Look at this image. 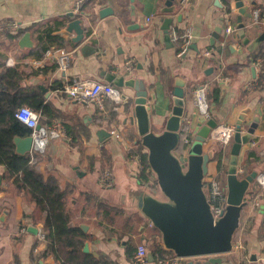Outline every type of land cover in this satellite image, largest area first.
<instances>
[{"label": "crops", "instance_id": "crops-1", "mask_svg": "<svg viewBox=\"0 0 264 264\" xmlns=\"http://www.w3.org/2000/svg\"><path fill=\"white\" fill-rule=\"evenodd\" d=\"M75 1L0 0V22L12 20L19 25L17 31L0 34V72L16 70L21 92L16 108H32L41 97L50 114L36 111L39 123L58 121L63 126L65 135L55 133L42 152L31 150L27 154L43 179H54L64 193L71 221L75 220L86 235L83 251L99 264H134L133 255L140 244L146 248V264H155L162 257L176 259V264L207 257L178 256L140 208L139 199L148 198L151 192L150 167L142 175L136 156L147 153L148 157V149L141 144L135 121L128 120L134 91L116 87L103 73L129 74L142 81L146 103L154 110L150 128L155 134L163 131L160 126L173 106L178 77L183 80L182 117L189 122L181 130L185 136L192 139L198 130L200 114L192 95L203 84L208 85L206 119L234 128L240 121L241 135L251 131L250 140L240 145L235 155L236 172L244 176L255 171L257 176L245 193L230 250L223 256L229 264H264V206L254 205L260 191L258 176L264 172V55H252L264 45V40H258L264 23L252 19L255 10L264 14V0H186L182 5L174 0L171 12L163 10L165 0H85L74 14ZM240 8L245 9L241 22L246 44L237 37ZM166 17L171 18L170 29L190 31L188 48L179 57L175 43L164 39L161 25ZM75 19L83 31L81 41H76L74 30L66 31ZM228 22L234 31L225 35ZM19 31L22 33L17 37ZM24 34L28 35L26 45L20 42ZM83 45L90 48L82 49ZM49 47L72 51L64 71L58 69L54 58L44 56ZM129 61L134 67L131 73L126 67ZM74 80L110 83L117 94L103 99L102 110L78 103L60 91ZM99 130L106 134L99 138ZM181 134L177 151L184 155L188 145L182 143ZM232 144L231 138L221 170L215 159L221 145L212 140L203 144L204 151L214 149L203 178L204 193L210 179L217 180L226 192V171L234 156ZM104 171L110 174V186L99 181ZM13 180L0 166V264H58L43 214ZM157 247L162 257L154 254Z\"/></svg>", "mask_w": 264, "mask_h": 264}, {"label": "water", "instance_id": "water-1", "mask_svg": "<svg viewBox=\"0 0 264 264\" xmlns=\"http://www.w3.org/2000/svg\"><path fill=\"white\" fill-rule=\"evenodd\" d=\"M174 0H165V12L173 11ZM108 11L105 9L104 12ZM245 9L240 8L237 18V37L247 43L241 15ZM78 19L68 23L66 31L74 30L77 34L76 41H81L83 31ZM171 18L162 21L161 29L166 42H170L169 29ZM28 35L24 34L20 40L27 44ZM258 40H264V31ZM90 48L83 45L82 49ZM102 74V73H101ZM106 81L116 87L127 86L133 89L134 97L131 103V115L128 120L135 121L141 143L148 149V163L157 173L158 183L167 196V202H159L149 196L140 198V208L160 229L165 245L173 249L180 257H202L205 259L189 261L188 264H229L224 253L230 250V239L237 227L239 211L244 204V196L249 185L256 179V172L239 176L236 172V157L239 147L248 143L251 131L241 135L240 121H237L232 135L231 153L234 155L226 171V206L219 219L213 220L209 205L203 191V178L207 172V164L213 157L214 149L204 151L203 144L208 140L209 134L217 126L214 119H206L199 115L196 121L198 130L186 148V154H180L177 147L180 143V132L188 126L182 117L183 114V80L175 79L173 90V106L169 114L163 118L160 134H155L150 128V117L154 113L146 103L147 92L142 81L128 75H114L103 73ZM106 131L99 130V138ZM15 152L20 155L29 153L32 149V137L15 136L13 138ZM85 250V249H84ZM150 257L151 254H148Z\"/></svg>", "mask_w": 264, "mask_h": 264}, {"label": "trees", "instance_id": "trees-1", "mask_svg": "<svg viewBox=\"0 0 264 264\" xmlns=\"http://www.w3.org/2000/svg\"><path fill=\"white\" fill-rule=\"evenodd\" d=\"M21 33L19 31L16 36H20ZM256 51L252 53L253 58L263 56L264 45L260 44ZM16 76L14 68H6L0 72V166L6 168L7 176L14 178L16 188L27 192L35 209L43 214L47 238L51 242L50 248L58 264H99L95 258L83 251L86 235L75 220L71 221L72 216L66 210L64 193L59 189L57 182L51 178L43 179L28 154L20 155L15 152L13 138L30 133V129L13 116L19 104L18 95L21 93L16 84ZM32 106L35 111L50 114L41 97L34 101ZM181 133L184 137V131ZM228 145H221L217 152L215 159L218 170L222 168V157ZM140 159L143 165L141 172L145 176L146 168L150 167L147 153L142 154ZM154 254L162 257L158 247Z\"/></svg>", "mask_w": 264, "mask_h": 264}, {"label": "built area", "instance_id": "built-area-1", "mask_svg": "<svg viewBox=\"0 0 264 264\" xmlns=\"http://www.w3.org/2000/svg\"><path fill=\"white\" fill-rule=\"evenodd\" d=\"M85 0H76L72 7V13L78 14L81 7L83 6ZM186 0H177V2L182 5ZM252 19L254 22L261 21L264 23V14H261L258 10L253 11ZM150 19L147 18L146 22ZM19 25L16 21H3L0 22V34H5L9 32L17 31ZM234 28L230 22H228L224 28V34L229 35L233 33ZM169 37L171 42L175 43L177 48V56H181L185 50L188 48L191 36L190 31L185 30L179 33L176 29H169ZM44 56L54 58L57 62L59 70H65L73 57V53L70 50H66L59 47H49L44 51ZM128 73L133 70V65L129 62L126 63ZM208 90V85L203 84L196 87L193 90L192 102L196 107L200 115L204 117H209L208 104L206 100V92ZM67 97L71 100L82 103L85 105H95L97 108L102 110L104 108L103 99L113 98L117 94L116 89L110 83H103L99 81H89V80H74L62 86L60 89ZM14 118L23 124L25 127L30 129L29 135L32 137V149L36 152H42L45 149V145L49 137L55 133L65 135L63 126L58 121H53L49 125H41L39 123V113L34 111L32 108L27 106H20L13 112ZM235 128L230 125H217L213 128L209 134L208 140H212L219 143L222 146L229 144ZM113 134L115 130L112 131ZM117 135V134H116ZM190 138L184 136L182 143L188 145L190 143ZM137 157V162L141 168H143L140 157ZM240 172V170H239ZM101 185L110 186L111 178L108 171H104L100 177ZM258 181L260 183V191L258 197L254 200V205L261 204L264 206V172L258 176ZM205 197L209 205L210 212L212 214L213 220L219 219L221 213L226 206V192L225 187L221 185L217 180L210 179L206 183ZM146 248L144 245L140 244L137 246L134 255V264H146ZM155 264H176V259H159Z\"/></svg>", "mask_w": 264, "mask_h": 264}, {"label": "rangeland", "instance_id": "rangeland-1", "mask_svg": "<svg viewBox=\"0 0 264 264\" xmlns=\"http://www.w3.org/2000/svg\"><path fill=\"white\" fill-rule=\"evenodd\" d=\"M141 140V139H140ZM142 144V143H141ZM143 145V144H142ZM140 155V154H139ZM142 165V164H141ZM150 177L148 176L149 187H150V196L159 202L169 201L165 193L162 191L159 183L157 173L150 167Z\"/></svg>", "mask_w": 264, "mask_h": 264}]
</instances>
